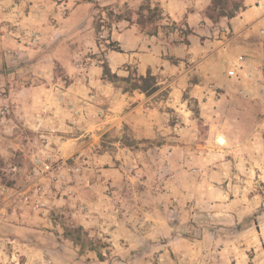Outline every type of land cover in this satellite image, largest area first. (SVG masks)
Here are the masks:
<instances>
[{
  "label": "rangeland",
  "instance_id": "374dc122",
  "mask_svg": "<svg viewBox=\"0 0 264 264\" xmlns=\"http://www.w3.org/2000/svg\"><path fill=\"white\" fill-rule=\"evenodd\" d=\"M244 1L216 0L210 10V0L196 38L155 0L138 9L135 0L0 1V264H160L165 235L196 238L198 264H264V89L251 101L228 97L213 106L221 118L215 126L227 135L214 142L229 149L220 158L236 164L220 170L222 179L205 175L228 192L225 201L206 202L202 163L193 150L169 147L181 127L199 132L193 142L206 139L211 123L197 101L183 93L182 120L159 88L149 95L153 136L139 137L135 91L109 82L101 67L104 61L119 77L141 75L135 24L144 36L159 32L161 47L189 45V38L193 48L214 49L232 66L238 57L232 60L234 36L224 20L235 8L241 13ZM148 4L161 15L148 22L143 10L139 25V8ZM156 58L148 70L158 82L165 61L192 64L169 52ZM259 71L264 81V65ZM189 185L181 204L167 197ZM148 222L156 224L149 240L157 245L142 250L135 229L145 231ZM71 228L82 229L83 248L67 238Z\"/></svg>",
  "mask_w": 264,
  "mask_h": 264
},
{
  "label": "crops",
  "instance_id": "0c3cea01",
  "mask_svg": "<svg viewBox=\"0 0 264 264\" xmlns=\"http://www.w3.org/2000/svg\"><path fill=\"white\" fill-rule=\"evenodd\" d=\"M0 1L2 2V0ZM143 1L145 0H135V9H138ZM7 2L8 0L2 3ZM155 2L162 9L163 15L171 21H184L192 32L191 36L195 38L199 33L197 27L208 20L205 11L211 4L210 0H155ZM256 2H258V6L254 4V0H245V9L241 13L229 20H224L234 36V47L231 50L232 60L243 56L233 76L228 75V72L233 68V64L231 66V63H228L226 59L221 61L216 50H208L207 52L201 49L197 50V48L192 47L195 44L189 38L188 41L191 43L189 45H163L161 47L158 38L159 32L156 35L144 36L135 24V64L139 74L145 75L147 70L155 65L157 61L156 54H161V52L163 56H166L169 52L170 56L186 59V61L192 63L182 66L181 64L177 65L165 61L163 69L160 70L164 80L159 81L158 85L160 89L167 90V104L175 113H178L182 120L187 119L185 116L187 114H182V112L179 114L178 111H182L183 104L187 103V99L183 98V93L187 90L186 93L197 101L201 117L205 118L206 124L211 123L206 131V139H200L203 143L193 142L194 139H198L199 132L196 133L188 127H181L176 133L177 138L175 137V141H179L178 144L169 146L173 148V151L176 148L183 149L185 152L193 150L194 156L192 158L202 163L204 170L202 174H199L201 176L198 182L204 187L206 202L213 199L225 201L228 199V192L226 189H217L211 185L205 175L212 173L211 175L217 174L220 176L221 169H226V166L235 163L220 158L222 154L219 151L226 154L229 149H221L214 142L217 135L220 133L226 134L215 126V122L221 118L219 117L220 114L214 111L213 106L218 105L228 97L231 101L235 98L251 101L256 91L264 89V81H262L263 78L259 71L264 65V37H262V34H264V30H262L264 28V6H262L264 0H256ZM250 4L253 5L250 6ZM260 30L263 33H260ZM217 90H222L220 97L216 96L218 95ZM151 100V97L135 91V127L139 137L153 136V130L149 127L155 123L156 109ZM189 125L193 126L192 123ZM189 138L192 140H189ZM222 139V136L217 138L220 144ZM230 146L234 148L232 142ZM215 156L218 157L217 160H211ZM171 182L173 183L168 179L167 183L171 184ZM187 184H190V181H187ZM178 189L174 187L170 189V194L167 197H174L175 201L181 204L182 200L185 199L184 191L188 192L185 197L189 198L191 196L189 192L192 190L190 185L188 187L182 186L181 193ZM164 223L167 224L165 221ZM164 227L172 231L171 226ZM155 228V223L148 222L145 231L135 229V239L141 241L142 250L155 249L157 244L149 240L152 238ZM138 233L139 235H137ZM172 237L171 235H165V240L158 244L157 255L160 264H177L173 253L180 259L179 264H198L196 250L200 242L196 238H188L183 235L176 236L177 240L172 241ZM136 263L142 264L141 262Z\"/></svg>",
  "mask_w": 264,
  "mask_h": 264
},
{
  "label": "trees",
  "instance_id": "16d2710c",
  "mask_svg": "<svg viewBox=\"0 0 264 264\" xmlns=\"http://www.w3.org/2000/svg\"><path fill=\"white\" fill-rule=\"evenodd\" d=\"M214 3H216V0H213V6L210 8V10H213L215 8ZM143 10H146V12L148 13V17H146L148 22L154 21L156 17H159L161 15V12H160L161 10L158 6H154L152 8L150 4L145 5V6L141 5V7L139 8L140 19L144 17V16H141V12ZM237 10L238 8H235L234 12H232L229 18L234 17L235 16L234 14L235 12H237ZM221 16H225V15H221ZM138 24L143 25L142 19L139 20ZM117 51H119L118 48H117ZM101 67L103 70L104 78L107 79L109 82L116 83V82L122 81V82L127 83L129 86H128V90L126 91H132V92L137 91V92L143 93L146 96H149L159 89L157 78L153 76L149 70L146 72V75L144 76L137 75L135 72V74H130L126 77H119L115 73L111 72L107 62L103 61ZM81 234H82L81 228H76V229L71 228L67 230L66 236L71 241H73L75 245L80 246V248H83L84 246H83V243L81 242ZM89 250L96 252V250L92 247H90ZM96 253H97L98 258L102 259L101 253L100 252H96Z\"/></svg>",
  "mask_w": 264,
  "mask_h": 264
},
{
  "label": "built area",
  "instance_id": "2783aa9c",
  "mask_svg": "<svg viewBox=\"0 0 264 264\" xmlns=\"http://www.w3.org/2000/svg\"><path fill=\"white\" fill-rule=\"evenodd\" d=\"M240 61H242V57H241V58H238L237 62L234 63L232 70L228 72V75H229V76H233V75L235 74V70H236V68L238 67V64H239ZM45 169H46L47 171H48V170H49V171L51 170V169H50V166H48V165L45 167Z\"/></svg>",
  "mask_w": 264,
  "mask_h": 264
}]
</instances>
